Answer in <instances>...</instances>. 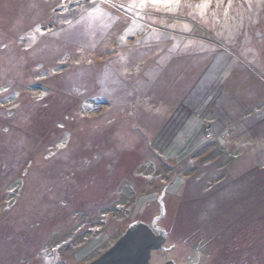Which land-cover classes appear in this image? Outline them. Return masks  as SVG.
Segmentation results:
<instances>
[{"label":"rangeland","instance_id":"1","mask_svg":"<svg viewBox=\"0 0 264 264\" xmlns=\"http://www.w3.org/2000/svg\"><path fill=\"white\" fill-rule=\"evenodd\" d=\"M137 221L150 264H264V0H0V264Z\"/></svg>","mask_w":264,"mask_h":264},{"label":"water","instance_id":"2","mask_svg":"<svg viewBox=\"0 0 264 264\" xmlns=\"http://www.w3.org/2000/svg\"><path fill=\"white\" fill-rule=\"evenodd\" d=\"M76 4L72 3L69 7ZM165 240V231L155 223L148 225L137 221L130 225L111 249L90 264H150L151 252L163 248ZM169 262L173 263L168 260L165 264Z\"/></svg>","mask_w":264,"mask_h":264},{"label":"snow or ice","instance_id":"3","mask_svg":"<svg viewBox=\"0 0 264 264\" xmlns=\"http://www.w3.org/2000/svg\"><path fill=\"white\" fill-rule=\"evenodd\" d=\"M105 2H108V0H105ZM137 2L141 5V7H143V5L149 2L153 4H159L161 2L166 4H172V3L179 4L180 0H131V3L133 5H135ZM229 2H231V0H229Z\"/></svg>","mask_w":264,"mask_h":264},{"label":"flooded vegetation","instance_id":"4","mask_svg":"<svg viewBox=\"0 0 264 264\" xmlns=\"http://www.w3.org/2000/svg\"><path fill=\"white\" fill-rule=\"evenodd\" d=\"M166 233V232H165ZM159 234V233H158ZM166 237H167V233H166ZM258 260V259H256ZM162 264H165V263H162ZM167 264H176V263H167ZM226 264H233V261H227Z\"/></svg>","mask_w":264,"mask_h":264}]
</instances>
